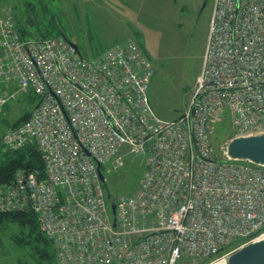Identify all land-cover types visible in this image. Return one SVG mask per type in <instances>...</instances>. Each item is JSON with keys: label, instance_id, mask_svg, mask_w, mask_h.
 <instances>
[{"label": "built area", "instance_id": "obj_1", "mask_svg": "<svg viewBox=\"0 0 264 264\" xmlns=\"http://www.w3.org/2000/svg\"><path fill=\"white\" fill-rule=\"evenodd\" d=\"M154 71L133 38L84 57L62 35H28L0 6V82L19 86L0 88V111L24 89L39 95L1 141L32 144L45 161L43 175L19 169L0 184V211L36 213L62 264H216L226 245L264 233V164L232 158L228 143L222 156L214 140L226 118L234 136L264 133V0H214L202 70L176 118L154 111ZM129 154L144 170L114 214L98 162L119 170Z\"/></svg>", "mask_w": 264, "mask_h": 264}, {"label": "rangeland", "instance_id": "obj_2", "mask_svg": "<svg viewBox=\"0 0 264 264\" xmlns=\"http://www.w3.org/2000/svg\"><path fill=\"white\" fill-rule=\"evenodd\" d=\"M213 4L214 0H0V6L13 7L16 17L28 20V35H55L63 29L84 57L98 55L130 38L142 43L155 68L149 90L152 106L163 119L178 117L189 103L202 70ZM0 88L12 92L19 86L0 82ZM38 101L36 92L24 89L3 104L0 138ZM234 134L231 120L222 119L214 139L220 155ZM6 148L0 140L1 155ZM124 158L125 165L119 170L110 164L103 166L114 196L132 193L144 170L141 157L129 154ZM108 205L111 206L110 201ZM20 232L15 223L0 227V264H62L50 248L51 256L45 257L30 244H17L14 239ZM261 237L254 241L262 242ZM200 261L187 259L179 264Z\"/></svg>", "mask_w": 264, "mask_h": 264}, {"label": "trees", "instance_id": "obj_3", "mask_svg": "<svg viewBox=\"0 0 264 264\" xmlns=\"http://www.w3.org/2000/svg\"><path fill=\"white\" fill-rule=\"evenodd\" d=\"M16 18L20 25V28L24 32L28 33L25 27V23L28 20L23 21L18 17ZM53 35L54 34L52 35L44 34L42 37L53 36ZM55 35H61V32L59 31V33ZM140 44L144 47L142 43ZM30 113L31 112L25 113L21 117V119L15 122V124L12 126L22 123L24 120H26L29 117ZM19 169H22L28 173L32 171H39L43 175L45 171V161L42 156V153L37 149L36 146L29 144L24 146L23 148L16 150L7 149L3 152L2 155H0V184L11 182L14 179L15 174ZM4 223H15L21 228L22 232H20L14 239L17 244L22 246H26L30 244L35 249H37L38 253L42 252V255L45 257L51 256L49 252V248H50V250H52L53 254L55 255L56 251L53 242L51 239L46 237L45 234L41 231L38 216L36 213L31 211H7V212L0 211V227ZM239 245L240 243L238 241L231 242L230 244L222 248L217 255L235 249ZM187 259L188 258H183L181 261H186ZM199 260H201L200 264L202 263L205 264L210 260V258H204V259L202 258Z\"/></svg>", "mask_w": 264, "mask_h": 264}, {"label": "water", "instance_id": "obj_4", "mask_svg": "<svg viewBox=\"0 0 264 264\" xmlns=\"http://www.w3.org/2000/svg\"><path fill=\"white\" fill-rule=\"evenodd\" d=\"M61 35L81 54V50L73 40H71L66 32L61 29ZM228 154L232 158L249 159L257 163L264 164V133L254 135H242L233 137L227 148ZM98 170L100 177L107 187L108 198L112 202V211L116 212L115 197L110 191L105 175L98 162ZM116 219V218H115ZM264 264V242H248L233 250L227 258L222 259L216 264Z\"/></svg>", "mask_w": 264, "mask_h": 264}, {"label": "bare ground", "instance_id": "obj_5", "mask_svg": "<svg viewBox=\"0 0 264 264\" xmlns=\"http://www.w3.org/2000/svg\"><path fill=\"white\" fill-rule=\"evenodd\" d=\"M260 236H262L261 239H262V242H264V233H263L262 235H260ZM260 236H259V237H260ZM259 237H258V238H259ZM256 239H257V238H256Z\"/></svg>", "mask_w": 264, "mask_h": 264}]
</instances>
